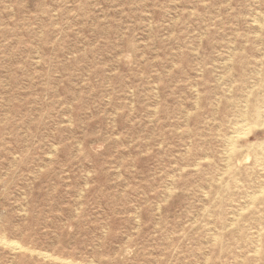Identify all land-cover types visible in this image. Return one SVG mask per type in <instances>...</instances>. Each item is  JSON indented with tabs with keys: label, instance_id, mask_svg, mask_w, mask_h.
I'll return each mask as SVG.
<instances>
[{
	"label": "rangeland",
	"instance_id": "obj_1",
	"mask_svg": "<svg viewBox=\"0 0 264 264\" xmlns=\"http://www.w3.org/2000/svg\"><path fill=\"white\" fill-rule=\"evenodd\" d=\"M263 163L264 0H0V264H264Z\"/></svg>",
	"mask_w": 264,
	"mask_h": 264
},
{
	"label": "bare ground",
	"instance_id": "obj_2",
	"mask_svg": "<svg viewBox=\"0 0 264 264\" xmlns=\"http://www.w3.org/2000/svg\"><path fill=\"white\" fill-rule=\"evenodd\" d=\"M258 71V70H257ZM248 96V95H247ZM249 97V96H248ZM263 99V98H262ZM245 105V104H244ZM247 106V105H246ZM244 111H246V110H244ZM244 113V112H243ZM242 113V114H243ZM245 114V113H244ZM242 116H244V115H242ZM237 117V116H236ZM242 120V119H241ZM245 120V119H244ZM243 120V121H244ZM238 121V120H237ZM242 123V122H241ZM244 123V122H243ZM243 125H245V124H243ZM238 128V127H237ZM242 128V127H241ZM239 129H237V131H238ZM235 131V130H234ZM241 131H242V129H241ZM234 133V132H233ZM237 133H239V131L237 132ZM244 133V132H243ZM239 134H241V133H239ZM231 135V134H230ZM233 136H235V137H237L236 135H233ZM228 140V142L229 143H232V141L234 142V139H233V137H229V139H227ZM226 143V142H225ZM227 144V143H226ZM253 144H251V146H252ZM231 146H233L232 144H231ZM232 150V149H231ZM231 156V155H230ZM229 160V159H228ZM242 160V159H241ZM243 161V160H242ZM238 162V161H237ZM264 164V163H263ZM260 167H261V164H260ZM262 168V167H261ZM262 169H264V168H262ZM263 182V181H262ZM259 235H260V232L258 233ZM260 241H261V239H260ZM0 243H2V242H0ZM4 243H5V245H6V242L4 241ZM4 243H3V245H4ZM9 244V243H8ZM17 244V243H16ZM1 245V244H0ZM4 245V246H5ZM15 245V244H14ZM18 245V244H17ZM20 246V245H19ZM17 248V247H16ZM16 248H14L15 250H17ZM18 248H20L21 249V247H18ZM14 250V251H15Z\"/></svg>",
	"mask_w": 264,
	"mask_h": 264
}]
</instances>
